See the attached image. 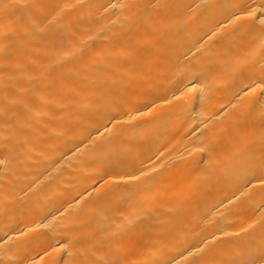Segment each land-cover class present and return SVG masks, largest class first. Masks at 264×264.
Segmentation results:
<instances>
[{"label": "bare ground", "instance_id": "bare-ground-1", "mask_svg": "<svg viewBox=\"0 0 264 264\" xmlns=\"http://www.w3.org/2000/svg\"><path fill=\"white\" fill-rule=\"evenodd\" d=\"M0 264H264V0H0Z\"/></svg>", "mask_w": 264, "mask_h": 264}]
</instances>
